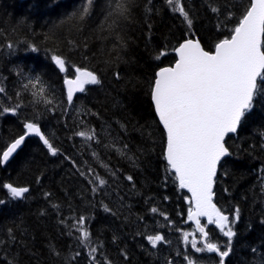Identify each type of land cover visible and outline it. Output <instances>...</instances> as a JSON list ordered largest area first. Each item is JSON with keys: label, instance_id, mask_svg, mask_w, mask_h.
<instances>
[{"label": "trees", "instance_id": "16d2710c", "mask_svg": "<svg viewBox=\"0 0 264 264\" xmlns=\"http://www.w3.org/2000/svg\"><path fill=\"white\" fill-rule=\"evenodd\" d=\"M239 3L181 0L193 21L189 30L166 0H133L129 18L109 30L101 28L106 0H97L91 18L81 26L67 20L80 0H0V152L24 134L25 121L37 123L58 150L53 155L38 137H27L17 154L0 165V200L5 201L0 204V264H105V257L112 264H187L185 255L201 264H219L216 254L195 253L191 244L183 243V234L193 230L197 245L202 244L188 221L189 196L178 188L171 170L166 171L164 131L149 86L160 68L176 61L173 50L184 39L196 38L213 51L230 36ZM213 6L219 11L214 13ZM228 11L236 13L231 22ZM30 43L39 51L31 52ZM161 51L166 55L156 59ZM52 55L94 71L100 83L87 85L69 104L65 74ZM67 74L73 77L74 69L69 66ZM37 75L50 86L55 98L50 105L34 103L35 89L23 87ZM17 104L15 114L3 112ZM90 129L95 130L94 140L75 135ZM261 133L264 107L257 101L238 132L227 136L231 155L218 167L213 202L225 215L240 209L226 264H260L264 259ZM97 175L107 183L99 186ZM7 183L29 191L12 199L3 187ZM81 216L91 236L87 248L79 244L80 232L73 227ZM201 224L212 240L226 243L215 225ZM157 232L170 243L158 242L153 248L146 237ZM92 246L96 253L89 252Z\"/></svg>", "mask_w": 264, "mask_h": 264}, {"label": "snow or ice", "instance_id": "6c2138e0", "mask_svg": "<svg viewBox=\"0 0 264 264\" xmlns=\"http://www.w3.org/2000/svg\"><path fill=\"white\" fill-rule=\"evenodd\" d=\"M166 2L173 11L180 13L191 30L193 21L181 5V0ZM96 4L97 0H80L79 6L68 15L67 20L75 26L83 25L91 18ZM132 6L133 0H106L101 28L107 27L111 30L118 20L126 21ZM236 7L240 15L231 29L230 36L219 40L213 51H206L198 40L184 39L174 49L177 54L175 63L160 68L149 86L154 111L164 130L163 155L168 166L166 171L171 170L170 174L174 175L180 189H187L191 193L188 220L195 221L202 242L201 246H198L196 238L193 237L191 247L195 253L216 254L219 264H226V258L232 253L233 242L237 236L234 225L240 218L239 207L229 216L213 202V186L218 165L223 158L231 155L226 137L238 132L246 117L257 107V101L264 107V0H240ZM211 10L214 13L219 11L215 6ZM235 16V12H227L229 22ZM117 39H121L118 33ZM6 47L9 50L14 49L12 43H8ZM28 49L31 52L39 51L38 47L31 43ZM163 55H166V52L161 51L156 59ZM51 60L59 71L65 74L63 83L69 104L74 102V94L87 90L86 85L100 83L94 71L71 65L60 55H52ZM69 66L74 69V78H69L67 74ZM23 87L25 90L35 89L32 92L34 103L43 102L50 105L55 99L50 96V86L39 75L34 79L28 78V83ZM2 92L4 89L0 88V93ZM17 96L19 97L20 93H17ZM19 107V104L13 108L5 107L3 112L15 114ZM24 129L23 135L7 144L0 152V165L17 152L30 134L39 136L51 154L57 153L58 150L53 147L37 123L25 121ZM75 135L89 140L96 139L94 129L80 131ZM261 136L264 137V133H261ZM124 147L127 148V145ZM120 154L125 153L121 151ZM261 172V188L264 190V166ZM127 179L131 181L132 177ZM95 180L99 182V186L107 183L99 175ZM3 187L8 190L12 199L22 198L29 191L27 187H15L10 183L4 184ZM95 191L97 187L93 188V192ZM3 203L5 201L0 200V204ZM105 210L110 211L106 206ZM151 211L156 213L158 209L152 208ZM160 214L165 215L167 219L166 214ZM200 217H206L209 225H215L226 238V243L212 240L211 232L206 231V226H201ZM261 223H264V220ZM85 224L86 217L81 216L73 227L80 232L77 237L79 244L87 248L91 244V236ZM9 232L11 234V230ZM188 237L189 234L185 232L182 240L188 242ZM146 239L153 248L158 246V242L170 243L158 232L147 236ZM89 252L96 253L97 248L92 246ZM256 252L257 249L253 247L252 253ZM79 254L76 253L77 256ZM184 258L187 264H201V261L194 260L190 255H185ZM105 264L112 262L105 257ZM167 264L173 262L168 260ZM260 264H264V259Z\"/></svg>", "mask_w": 264, "mask_h": 264}, {"label": "water", "instance_id": "95a60500", "mask_svg": "<svg viewBox=\"0 0 264 264\" xmlns=\"http://www.w3.org/2000/svg\"><path fill=\"white\" fill-rule=\"evenodd\" d=\"M193 40H197L196 38L195 39H193ZM199 41V40H198ZM183 42V41H182ZM200 43V42H199ZM201 44V43H200ZM179 46V45H178ZM177 46V47H178ZM202 46V45H201ZM174 52V54H175V57H176V59H177V54L175 53V51H173ZM175 63V62H174ZM173 63V64H174ZM166 67H169V66H166ZM75 76V75H74ZM74 76L73 77H70V78H74ZM64 84V83H63ZM87 86V85H86ZM64 88H65V92H66V86L64 85ZM78 94H80V93H76V94H74V98H75V96L76 95H78ZM155 112V111H154ZM155 115H156V113H155ZM156 118H157V120H158V117H157V115H156ZM158 122H159V120H158ZM160 124V123H159ZM160 126H161V128L163 129V127H162V125L160 124ZM164 131V130H163ZM236 134V133H235ZM229 135H234V134H229ZM228 135V136H229ZM27 137H38L39 138V136H37V135H35V134H30L29 136H27ZM26 137V138H27ZM26 138H25V140H26ZM227 138V137H226ZM39 140H40V138H39ZM41 141V140H40ZM25 142V141H24ZM24 142H23V144H24ZM42 142V141H41ZM43 143V142H42ZM23 144L21 145V147L23 146ZM21 147L17 150V152L21 149ZM17 152L16 153H14V155L12 156V157H10V159L8 160V161H6L4 164H2V166H4V165H6L16 154H17ZM226 158V157H225ZM224 159V158H223ZM218 167H219V165H218ZM177 181V180H176ZM177 185H178V181H177ZM214 186H215V183H214ZM213 186V187H214ZM179 188V187H178ZM180 189V188H179ZM180 190H184L185 192H187V194H188V196H189V200H190V198H191V193L187 190V189H180ZM200 220H204L205 222H206V224L207 225H209L208 224V221H207V218L206 217H200L199 218ZM189 222L191 223V224H193L195 227H196V223H195V221H192V220H189ZM201 226H203L202 224H201Z\"/></svg>", "mask_w": 264, "mask_h": 264}, {"label": "rangeland", "instance_id": "374dc122", "mask_svg": "<svg viewBox=\"0 0 264 264\" xmlns=\"http://www.w3.org/2000/svg\"><path fill=\"white\" fill-rule=\"evenodd\" d=\"M187 233L189 234V237H188V242H184V244H191V240L193 239V237H195V231H187Z\"/></svg>", "mask_w": 264, "mask_h": 264}, {"label": "bare ground", "instance_id": "6f19581e", "mask_svg": "<svg viewBox=\"0 0 264 264\" xmlns=\"http://www.w3.org/2000/svg\"><path fill=\"white\" fill-rule=\"evenodd\" d=\"M22 148V147H21Z\"/></svg>", "mask_w": 264, "mask_h": 264}]
</instances>
